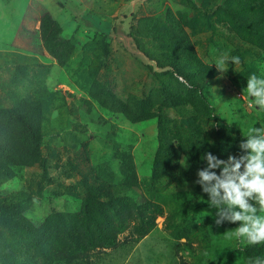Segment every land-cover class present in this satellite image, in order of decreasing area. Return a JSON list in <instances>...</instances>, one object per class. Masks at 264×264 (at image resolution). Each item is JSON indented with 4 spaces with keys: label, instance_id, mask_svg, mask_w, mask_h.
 I'll return each instance as SVG.
<instances>
[{
    "label": "rangeland",
    "instance_id": "obj_1",
    "mask_svg": "<svg viewBox=\"0 0 264 264\" xmlns=\"http://www.w3.org/2000/svg\"><path fill=\"white\" fill-rule=\"evenodd\" d=\"M163 28L181 31L209 74L195 96L132 43L157 56ZM252 74L264 78V0H0V109L36 105L41 134L32 144L10 129L14 159L36 149L37 161L0 166V235L33 245L38 236L21 229L29 225L46 230L49 243L72 245L70 234L96 239L123 229L114 249L95 252V264H253L244 253L253 245L230 233L239 223L216 226V210L195 184L206 152L227 160L250 128L264 129V110L249 107ZM162 86L195 106H159V118H139L140 103L155 112ZM134 228L142 237L124 240L137 237ZM44 238L40 248L10 255L43 264Z\"/></svg>",
    "mask_w": 264,
    "mask_h": 264
},
{
    "label": "trees",
    "instance_id": "obj_2",
    "mask_svg": "<svg viewBox=\"0 0 264 264\" xmlns=\"http://www.w3.org/2000/svg\"><path fill=\"white\" fill-rule=\"evenodd\" d=\"M47 18V15H44L40 24L41 36L44 41H47L46 28H44L47 24H49ZM174 21L175 20L171 18V23H175ZM157 33L159 38H155V40H157L160 44V52L157 56H152L147 53L139 46V43L135 39H133L132 43L134 44L136 50L142 55V57L149 60L150 62H153L156 68L163 70L160 71V73L175 75L181 78L187 84V86L190 87L191 91L189 93H193V96L200 93L205 84L202 76L206 75L209 77V74L205 71L203 72L201 69L202 66L195 60L194 55L189 48L188 41L184 38L183 33L181 31H178V33H176L175 35H171V31H169L167 28L157 30ZM45 46L49 48V45ZM49 52H51V54L53 53L51 49H49ZM102 52L103 56L106 57L108 54L106 43H103L102 45ZM191 61L194 62L195 65H191V63L190 65H188V62ZM165 68H169L170 70H164ZM164 89L165 88H163L162 86L158 91L155 92L157 95H160V101L156 105V110L154 113H151L149 110L145 109L144 106L147 105V103H140L143 108L140 112L146 111V114L140 115L139 118L154 116L156 118H159V106L175 107L181 104H189L195 106V104H193L192 102L182 103L180 97L175 98L172 93ZM105 95H107L109 98H112L109 93H105ZM98 100L101 104L104 105V103H102L100 99ZM115 103L117 105L116 110H119V112L126 114L124 112L125 107L119 101H116ZM152 104L153 101L152 103L148 102V106L150 105L149 109L152 108ZM123 108L124 110H122ZM37 114V106L26 100L20 101L17 106L11 109H0V166L7 163L12 164L13 162L30 165L37 161L36 149H32L31 154L27 156L20 152L18 154L21 155H17V158L14 159L16 156V147L11 143L12 137L10 133V129H12L13 127L15 129H19V132H22L23 134L28 136V141L30 143L33 144L39 142L41 140V134L38 130V122L36 119ZM160 134L162 133H160L159 131V135ZM9 154L11 155V157ZM86 191L89 196L93 195L91 197L95 200V194H91V188L86 189ZM2 201L3 200H0V210H3L4 208L1 205ZM21 221L23 220L18 219L17 226ZM21 229L29 235H37L38 237L33 236V245H26L22 243L17 244L15 241L3 238L0 235V248L5 249L4 252L6 253L5 255L0 256L1 264H32V261H30L29 259H20L10 255V250L16 249L21 253L26 254L32 248H40L39 240L44 237L45 242L48 241L49 243L50 239H46L48 237V235L45 234V232H47L46 230L45 232L40 233L37 232V229H34V227H29V225H22ZM122 232L123 229L108 228L106 230H103L102 232L100 231L96 239L74 238L75 235L70 234L69 240L72 245L66 244L63 241H59L55 244L49 243V245L46 246L47 249H45V247L42 249V251L47 250V253L44 255L43 264H95V252L106 249H114L118 244L117 236ZM134 232L135 234H137V237L132 238V235H129L124 240H130L132 243H134L143 235V231L139 229H135ZM128 234H132V232H129ZM6 250H9V252H6ZM39 251H41V249H39ZM244 253L247 256L249 255L251 259H254L253 264H256L257 259L264 261V255H262L264 251L262 250V247L260 245L246 247L244 249Z\"/></svg>",
    "mask_w": 264,
    "mask_h": 264
},
{
    "label": "clouds",
    "instance_id": "obj_3",
    "mask_svg": "<svg viewBox=\"0 0 264 264\" xmlns=\"http://www.w3.org/2000/svg\"><path fill=\"white\" fill-rule=\"evenodd\" d=\"M227 62L226 58H220L217 64ZM231 62L238 64L240 58L232 57ZM217 64L214 65L220 73L226 71L227 68ZM246 91L251 98L249 107L264 110V78L250 75ZM238 148L239 154L229 155L227 160L206 152L202 158L206 167L197 171L195 184L207 195L208 206L216 210V226L239 223L230 233L247 244L257 245L264 243V215L259 214L264 213V129L250 128ZM183 166L187 164L184 162ZM256 264L264 261L257 259Z\"/></svg>",
    "mask_w": 264,
    "mask_h": 264
}]
</instances>
